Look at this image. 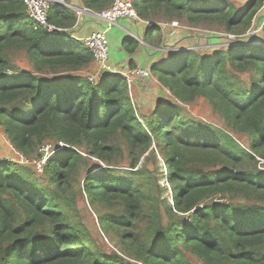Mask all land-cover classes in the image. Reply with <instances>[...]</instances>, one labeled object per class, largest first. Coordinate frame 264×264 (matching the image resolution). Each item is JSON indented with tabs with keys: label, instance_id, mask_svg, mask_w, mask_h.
Returning <instances> with one entry per match:
<instances>
[{
	"label": "trees",
	"instance_id": "obj_1",
	"mask_svg": "<svg viewBox=\"0 0 264 264\" xmlns=\"http://www.w3.org/2000/svg\"><path fill=\"white\" fill-rule=\"evenodd\" d=\"M264 0H247L235 6L230 0H133L138 17L149 22L144 40L153 44L159 26L152 16L163 12L169 19H184L189 26L216 23L225 32L244 35ZM114 0H81L84 8L101 11ZM48 21L70 28L74 12L52 4ZM261 33L264 34V19ZM241 41V40H239ZM236 42L211 55L178 51L150 67V73L180 102L205 97L228 126L248 135L240 147L221 130L184 121L168 107L155 106L146 127L131 102L126 78L103 75L91 84L78 72L93 62L90 50L67 32L47 33L34 28L23 0H0V126L8 141L27 156L35 146L56 138L66 146L46 160L44 171L53 187L63 192L82 156L72 147L85 143L90 153L105 160L112 154L110 138L119 133L133 149L152 143L166 156V178L172 185L164 212L166 224L137 233L145 211L156 218L154 206L142 187L131 179L93 172L86 177L90 201H118L121 216L100 221L119 232L124 249L142 264H186L182 249L203 264H264V205L204 203L213 195H238L264 203V171L242 166L259 155L264 159V44ZM156 44V42H154ZM122 46L132 53L138 41L125 37ZM6 47L24 49L34 72L6 71L1 58ZM135 67L132 60L128 62ZM253 70L249 85L237 86L225 65ZM48 72H73L58 77H38ZM193 162L221 167L198 172ZM8 160L0 161V264H122L112 256L93 255L56 200L17 173Z\"/></svg>",
	"mask_w": 264,
	"mask_h": 264
},
{
	"label": "rangeland",
	"instance_id": "obj_2",
	"mask_svg": "<svg viewBox=\"0 0 264 264\" xmlns=\"http://www.w3.org/2000/svg\"><path fill=\"white\" fill-rule=\"evenodd\" d=\"M230 1L239 7L247 0ZM60 5L67 8L73 6L70 0H62ZM253 19L250 27L259 25L264 17L259 19L257 15ZM152 20L159 26L160 31L153 35L152 38L156 39V45L161 49L160 51H156L160 54L158 55V59L160 58L163 61L168 60L170 56L178 51H190L198 58L204 55H211L219 49L225 50L232 44L238 42L229 40L224 27L216 23L202 22L196 26H189L184 19H169L161 11L154 14ZM171 22H175L176 26L174 24L171 25ZM260 30L254 36L243 37L239 42L264 44V34ZM1 58L7 60L8 68L6 71L10 73L29 75L34 72L24 49L6 47L2 50ZM162 60H159V62ZM141 68L147 67L142 66ZM225 69L230 79L237 86L249 85L255 76L253 70H245L243 72L232 68L228 64L225 65ZM71 74L73 72H48L45 70L43 73L37 74V76L51 78ZM74 74H77V72H74ZM108 74L111 73H105V75ZM87 75L84 74L81 77L86 81ZM97 76H99L97 77V80H99L103 74ZM258 77H254V79L257 80ZM139 78L143 82H146L148 86L152 82L150 80L153 79L150 73L147 77H134L130 83L128 82L129 85L127 86L131 94V97H129L135 107L137 116L146 127H148V116L152 113L155 106L168 107L176 111L184 121H193L202 128L210 127L221 130L240 147H248V135L228 126L221 114L213 108L205 97L198 96L191 102L183 103L176 99L168 89L162 88V91L156 92L154 98L151 99L148 98V94L151 93L143 91L146 92L145 98L138 100L135 96L136 93H132V90L135 85L134 82L139 81ZM141 86L143 87L145 85L142 83L140 89L142 88ZM1 137L2 134H0ZM6 140L3 143L0 142V145L7 146L6 144L9 143ZM107 145L112 146L113 152L105 160L98 159L91 154L90 147L85 143L72 145L81 154L82 158L75 171L70 175L69 183L63 192H60L48 183V175L44 171L46 160L50 157L54 158L55 154L66 146L56 138L46 139L41 144L35 146L27 156L19 153L15 160L0 157V161H10L14 164L13 168L17 173H20L26 180L37 187L46 189L51 193L67 221L74 225L79 236H81L82 242L90 248L94 256L102 254L112 256L122 264H142L131 252L124 249L119 240V232L110 229L100 221L106 215L121 216L122 208L118 201L92 203L84 189L86 177L89 173L99 172L137 182L147 194L152 204L158 207V211L155 213L156 218L149 221V216L152 215V212L147 210L136 224L135 231L137 233L147 232L149 234L151 232L147 230L148 224L151 229H154L159 227V225L166 224L168 221L163 208L169 202L170 188L172 185L166 178V156L164 150L155 143H152L147 149H143L142 147L133 149L119 133L113 135ZM219 167H221L220 164H213L208 167L201 162H193L190 164V168L198 172H209ZM242 168L260 174L264 171V159L259 155H255L254 159L247 161ZM218 202L239 206L254 203L264 205L262 202L259 203L255 200L245 199L242 196L232 194H217L204 201V203L214 204ZM182 259H184L186 264H203L201 259L184 249H182ZM222 264L232 263L225 261Z\"/></svg>",
	"mask_w": 264,
	"mask_h": 264
},
{
	"label": "built area",
	"instance_id": "obj_3",
	"mask_svg": "<svg viewBox=\"0 0 264 264\" xmlns=\"http://www.w3.org/2000/svg\"><path fill=\"white\" fill-rule=\"evenodd\" d=\"M61 1L62 0H23L25 11L28 17L32 20L34 28L44 30L47 33L63 31L67 32L70 37H73L72 31L77 28L83 14L96 18L101 22L102 27L100 29L84 36L80 40L92 53L93 63L97 66L95 73H90L86 76L89 83L96 84L98 81L97 77H99L97 75L105 74L106 72L124 76L128 85L134 77H147L149 75L150 71L146 68L138 66L131 68L129 64L114 66L110 62V50L106 39V33L111 27L117 25L120 19H139L136 10L132 5L133 0H114L111 6L101 11H92L81 6H70L76 17L75 23L70 28H59L48 21V12L51 5H60ZM171 23V25L174 24L176 26L175 22ZM261 27L262 23L259 25L257 24L255 27H250L244 35L227 33V37L229 40H232V42L239 41L243 37L254 36Z\"/></svg>",
	"mask_w": 264,
	"mask_h": 264
},
{
	"label": "crops",
	"instance_id": "obj_4",
	"mask_svg": "<svg viewBox=\"0 0 264 264\" xmlns=\"http://www.w3.org/2000/svg\"><path fill=\"white\" fill-rule=\"evenodd\" d=\"M73 4V6H82L81 0H70ZM258 18L261 19L264 17V4L260 8V10L257 13ZM149 22H146L142 19H129V18H124L120 19L117 23V25L111 27L107 33H106V39L109 45V50H110V62L114 66H123L125 64H128L129 60H132L134 65L138 67H147L150 71V67L152 64H156L161 60L160 58L158 59V54L156 51H160L161 49L154 43L156 42V39L153 38L151 41L153 44L146 42L144 40V33H145V28ZM102 27L101 22L96 19L88 16L87 14H83L81 16V20L77 26V28L73 29L72 35L74 40L80 41L81 38L84 36L91 34L98 29ZM125 37H132L135 40L138 41V46L135 48V50L132 53H128L125 51V49L122 46V41ZM143 39V40H142ZM159 49V50H158ZM97 70L96 64L93 62L83 68L82 70L78 71L77 74L80 76H83L84 74H90V73H95ZM150 76L153 80L149 86L146 84V82H143L141 78H139V81L134 82V88L132 90V93L134 92L136 98L139 99H144L146 96V92L143 91H148V98H154L156 92H161L163 87L156 79L154 80V76L150 73ZM154 81V82H153ZM143 83L145 86H141L142 88L140 89V85ZM139 86V88H137ZM161 87V88H160ZM129 92V91H128ZM130 94V93H129ZM131 97V94L129 95ZM138 103V102H137ZM0 134H2V137L0 138V142H4L7 139L6 134L3 131V128L0 126ZM7 146H2L0 145V157H4L6 159H16V156L19 155V152L12 146V144L6 140ZM5 148V150H4Z\"/></svg>",
	"mask_w": 264,
	"mask_h": 264
},
{
	"label": "water",
	"instance_id": "obj_5",
	"mask_svg": "<svg viewBox=\"0 0 264 264\" xmlns=\"http://www.w3.org/2000/svg\"><path fill=\"white\" fill-rule=\"evenodd\" d=\"M60 6H62V5H60ZM103 75H105V74H103Z\"/></svg>",
	"mask_w": 264,
	"mask_h": 264
}]
</instances>
